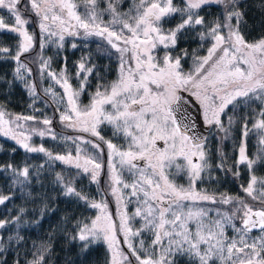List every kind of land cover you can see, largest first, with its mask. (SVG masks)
<instances>
[{"label":"snow or ice","instance_id":"snow-or-ice-1","mask_svg":"<svg viewBox=\"0 0 264 264\" xmlns=\"http://www.w3.org/2000/svg\"><path fill=\"white\" fill-rule=\"evenodd\" d=\"M122 2L105 0L107 7L100 9V0H79V3L76 0H27V3L24 0H0V10H6L14 21L9 27L0 18V31L12 32L19 37L14 54L13 49L8 47H0V53L15 62V79L23 82L34 99L39 96L36 83H29L32 69L21 59L35 47L34 34H30L26 27L30 20L25 16L33 14L39 18V29L41 34H47V41L58 36L62 42L66 34L77 36L80 35L77 29H83L85 37L99 36L119 53L118 79L107 86L98 85L89 104L85 106H80L78 100L85 89L88 75L94 70V66L86 67L88 58L82 57L77 65L76 77L84 78L80 81V87L73 89L66 67L57 74L49 70L50 58L38 57L41 77L46 75L64 90L63 96L59 97L51 87L44 89V92L50 93L58 105L65 103L64 97L67 98L65 110L60 112V121L69 128L89 133L99 141L78 137L84 144L103 152L102 142L108 150L109 184L116 198L119 223L113 220L105 201H93L91 207L98 209L99 214L90 224L77 222L78 232L72 239L84 242L85 249L89 244L103 240L110 251L109 264H177L176 258L185 256L193 264H216L217 261L219 264H264V177L255 175L256 165L264 163V38L254 43L245 41L240 31L243 13L236 7L237 0H181L179 6L174 0H139L134 5L135 15L129 14L132 9L129 13L118 11ZM81 5L84 8L83 15L78 11ZM211 5L223 7V22L217 17L209 26L199 11ZM104 13L112 17L107 24L102 20ZM175 15L180 16L181 22L165 30L163 21ZM234 19L235 24L232 23ZM51 26H55L57 31H52ZM116 26H119L118 30ZM196 26L206 29L199 36L202 41L211 40V46L207 49V55L194 58L193 71L185 74L181 57L174 58L169 51L157 61L153 51L158 46H163L165 50L174 48L178 35ZM44 46L42 42L41 49ZM59 46L63 47V44ZM72 47L75 48L76 44H72ZM184 55H187L186 51ZM131 61H134V67ZM150 85H154L156 90ZM179 88H190L193 95L197 96L204 106L205 122L225 133L221 140L227 139L230 131V127L225 128L220 118L229 105L235 106L241 99L261 101L251 129L248 127V118L244 119L241 126L243 139L233 165L237 169L233 172L234 177L240 176V165L246 166L249 171L247 186L240 187L251 203L243 197L226 194H221L217 200L215 195L197 190V181L212 166L205 147L206 138L189 135L190 125L181 126L173 115V103L180 99L176 94ZM108 107L111 111L107 110ZM6 116L10 118L5 119ZM20 121H37V118L22 115L11 117L0 105V132L11 135L26 152L44 153L49 162L74 164L77 169L89 173L93 182L99 183L103 164L98 162L96 156L88 155L79 144L75 157L71 153L54 155L42 145L32 146L29 143L30 135L24 131L17 132L12 127L15 125L16 129H22ZM37 122L48 126L37 133L39 136L43 137L47 133L52 139L57 138L50 127L51 119L44 118ZM105 122L112 126L114 136L126 138V148L105 140L99 130ZM228 123L229 126L234 123L232 117L228 118ZM252 130H256L260 136L261 147L255 158L248 156L245 143ZM31 131L37 130L33 128ZM157 141H163L165 147H158ZM218 151L221 162L216 167L231 171L226 167L227 157L222 150ZM177 157H183L185 161L184 165L175 164V167L178 171L187 172V187L175 183L166 172ZM141 161L145 162L144 166H141ZM2 167L11 170L12 184L18 186L21 192L29 187L33 176L38 177L43 169V165L34 168L27 163L21 167L13 164ZM124 169L132 176L131 183L122 179ZM56 182L63 186V195L88 201V197L73 186V181L62 174H56ZM122 189H128L129 195L136 198L138 206L131 217L124 210L126 205ZM27 195L31 196V192ZM11 199V195L0 194V205ZM204 201L233 207L223 212L216 209L218 218L212 219L209 216L212 210L197 206L198 202ZM19 211L23 212L24 209ZM135 217H140L143 224L134 230L131 221ZM236 220L241 222L242 227L236 226ZM13 222L19 225L20 217L0 219V229ZM226 226H231L237 235L228 237ZM257 228L259 235L251 236L252 230ZM145 231L152 235L151 245L145 247L141 239L137 247L134 238H139ZM118 232L123 235L128 252L119 246ZM8 239L12 240L13 237L9 236ZM15 239L22 241L24 238L17 233ZM149 248L152 250L149 251ZM50 249L51 244L43 242L28 264H45V254ZM15 264H19V261Z\"/></svg>","mask_w":264,"mask_h":264},{"label":"trees","instance_id":"trees-1","mask_svg":"<svg viewBox=\"0 0 264 264\" xmlns=\"http://www.w3.org/2000/svg\"><path fill=\"white\" fill-rule=\"evenodd\" d=\"M79 3V0H76ZM179 6L181 0H174ZM139 0H123L118 6V11L135 15L134 5L138 4ZM105 0H100L99 8H106ZM239 11L243 13V22L240 26V31L244 36L245 41L254 43L264 38V0H237ZM84 13L83 5L78 8ZM199 14L205 18L206 23L211 26V22L217 17L223 22V7L211 5L199 11ZM30 20L29 32L39 38L40 30L39 18L33 14L25 16ZM176 18V19H174ZM112 19L109 13L102 15V20L107 24ZM181 22L179 15L167 18L163 21L162 27L169 29ZM236 23L235 19L232 21ZM117 30L119 29L116 26ZM206 31L203 26L195 28H187L178 35L177 45L170 48L169 52L173 56L181 57V67L184 72H190L194 69V58L202 57L206 54L211 40H201L199 33ZM10 33L0 31V47L16 48V43L12 40ZM14 36V35H13ZM63 44V43H62ZM58 44L54 51V59L52 63L57 74L63 69L62 64L65 59V52L68 48L65 44L63 47ZM104 48H110L107 42L103 39ZM187 55H184V52ZM43 55L45 58H50L48 45L43 49H39V44L27 55L28 66L32 69V75L29 83H36V91L39 98L34 99L29 95L28 90L24 87L23 82L15 79L14 69L15 62L0 53V105H3L7 113L11 117L16 115L35 116L38 120H43L37 114L36 106L46 108L45 114H52L50 125L52 132L55 133L56 139H52L50 134L47 136H39L37 132H32L31 129L37 130V121H20L23 125L26 135H30L29 143L32 146H43L51 151L54 155H67L68 145L66 139V125L59 121L56 117L55 105L53 101L44 93L41 92L40 86L37 83L39 75L38 56ZM51 62V58H50ZM77 62V61H75ZM115 63L114 61H108ZM103 61V67L106 63ZM106 69V68H104ZM11 82V83H9ZM105 85V83H103ZM86 104H88L86 102ZM36 107V108H35ZM261 107V101H245L239 100L235 106L231 105L228 111H225V117L222 123L225 128L230 127L228 138L221 140L225 135L224 132L217 134L215 131L206 138L205 146L208 154L212 157V164H215L208 172L205 171L198 186L199 190L207 191L219 197L221 194H226L233 197H243L246 199V194L241 191L238 186L241 178L244 181L249 179V171L246 166L240 165V176L234 177L233 172L237 169L233 167L238 156V149L242 142V124L244 119L248 118V127L251 129L256 113ZM41 117L43 119H41ZM232 117L234 123L229 126L228 118ZM6 116L5 119H9ZM48 126L41 125L43 130ZM260 136L256 130L249 132L246 138L247 154L251 158H255L258 154ZM72 145V144H71ZM207 145L209 149H207ZM14 150V151H13ZM222 150L226 160V167L231 171H224L216 167L217 159L221 161L220 152ZM71 153L76 152L75 146H71ZM25 163L34 166L43 165V169L39 176H33L31 184L24 192H21L18 186L12 184L11 170H5L2 166L13 164L17 167L23 166ZM62 174L66 179L73 181V186L77 191L82 192L88 197L85 202L75 196L63 195V186L56 182V174ZM246 173V176H244ZM255 175L264 177V163H258L255 167ZM243 176V177H242ZM238 182V183H237ZM31 192V196L27 195ZM99 183L92 182L89 175L83 172L82 169H77L74 164H65L62 161L49 162L48 157L44 153H29L21 148L16 141L10 136L0 134V194L11 195L12 199L0 205V219L11 220L13 217L19 216L20 223L15 222L6 225L0 229V244L3 248L0 249V264H28L34 258V253L43 242H49L51 249L45 254V264H109L110 252L106 245L101 241H95L88 245L85 249L84 242L78 239H72L78 232L76 227L77 222L89 223L93 217V201L99 202L104 196L99 194ZM243 192V193H242ZM248 198V197H247ZM225 208L227 205H222ZM20 209H24L20 212ZM231 207L227 210H230ZM19 233L24 239L17 241L16 234ZM13 237L9 240L8 237ZM125 252L129 250L122 247ZM134 260V258H132ZM177 264H184L178 262ZM190 264V263H189Z\"/></svg>","mask_w":264,"mask_h":264},{"label":"rangeland","instance_id":"rangeland-1","mask_svg":"<svg viewBox=\"0 0 264 264\" xmlns=\"http://www.w3.org/2000/svg\"><path fill=\"white\" fill-rule=\"evenodd\" d=\"M24 2L25 3H27V0H24ZM79 11V10H78ZM82 15H83V13H82V11H79ZM0 18H2V19H4V21H5V23H7L8 25H9V27H11L12 25H13V23H14V21L9 17V14H8V12L6 11V10H0ZM174 19H176V18H174ZM104 21V20H103ZM73 23H75L74 21H73ZM180 23V22H179ZM177 25V24H176ZM175 25V26H176ZM174 26V27H175ZM27 30H28V32H29V27H30V25L28 24L27 26ZM174 27H172V28H174ZM118 28H119V26H118ZM39 29V28H38ZM51 29H52V31H57V29H55L54 27L52 28L51 27ZM169 29H171V28H169ZM40 30V29H39ZM165 30H167V29H165ZM77 31L81 34L82 32H83V29H77ZM7 33H10L11 35V37H12V40L17 44V42H18V40H19V37L15 34V33H12V32H8V31H6ZM30 34H33V33H31V32H29ZM127 34V33H126ZM14 35V36H13ZM46 35L47 34H41V31H40V35H39V38H38V40H37V43L39 44V49H41V47H40V44L42 43V42H44L45 43V46H46V44L48 45V42L49 41H47L46 40ZM58 36H54V37H52V38H54L55 40H56V38H57ZM36 38H37V35H36ZM106 41V40H105ZM107 42V41H106ZM35 44H36V40H35ZM44 46V47H45ZM211 46V43H210V45H209V47ZM208 47V48H209ZM207 48V49H208ZM170 49V48H169ZM169 49L168 50H165L164 49V47L163 46H158L157 47V49H155L154 51H153V55L154 56H156L157 57V61H160L162 58H163V56L165 55V52L166 51H169ZM172 49V48H171ZM13 54H14V52H13ZM26 54H28V53H26ZM24 55V56H22V60H24L26 63H27V55ZM205 55H207V50H206V54ZM204 55V56H205ZM40 56H42L44 59H47V58H45L42 54L41 55H39L38 57H40ZM173 56V55H172ZM174 58L175 57H177V56H173ZM127 58V57H126ZM39 61V60H38ZM117 62L118 63H120V58H119V53H118V55H117ZM131 63H132V66H134V61H131ZM181 64H182V62H181ZM51 68H53L52 66H50V71H53ZM55 71V70H54ZM193 71V70H192ZM184 72V71H183ZM191 72V71H190ZM185 74H187V73H189V72H184ZM119 74H120V71H119ZM37 83L39 84V86H40V90H41V92L42 93H44V94H46L45 92H44V89H46V88H49V87H51V89H52V91L53 92H55L56 94H57V96L59 97V96H63V94H64V90H63V88H62V86L60 85V84H57V83H55V81H53V80H51L49 77H47L46 75L45 76H43V77H41V75H40V73H39V75H38V79H37ZM150 87H152L153 88V90L155 91L156 90V88H155V86L154 85H150ZM183 89H186V88H183ZM52 101H53V103H54V105H55V112H56V117H57V119L60 121V112H63L64 110H65V104H66V97H64V101H65V103H62V104H57V103H55L54 102V98H53V96L49 93V94H46ZM90 102V101H89ZM89 102H87L88 104H89ZM78 103H79V105L80 106H85V105H87L86 103H80V101L78 100ZM217 103H218V101H217ZM230 106L231 105H229L228 106V108H230ZM36 107H38L37 108V114L38 115H40V116H44V117H46V118H49V119H51V117H52V114H45V112H46V108H44V107H41V106H36ZM35 107V108H36ZM57 108H59V111H57ZM228 108H226L225 109V111L227 110L228 111ZM107 110L108 111H111V108L110 107H108L107 108ZM221 116H222V118H221V121H222V119L225 117V112L224 113H222L221 114ZM41 117V119H43ZM38 121H43V120H38ZM42 125V123H38L37 122V133L40 131V130H42L41 128H40V126ZM213 126V125H212ZM13 127V129L15 130V131H17V132H19V131H24V129H26V128H22V129H16L15 128V125H13L12 126ZM99 130H100V132H101V135L102 136H104V138H105V140H111L112 141V143H114V144H116L118 147H121V148H126L127 147V140H126V138H124L122 135H119V136H114L113 135V128H112V126L110 125V124H108L107 122H105V123H103V124H101L100 125V128H99ZM214 131V130H213ZM221 133H222V131H221ZM0 134H2V135H4L3 134V132H0ZM217 134H220V133H217ZM8 136H10L11 137V135H8ZM45 136H47V135H45ZM84 140V139H83ZM83 140H78L77 139V141H76V143L77 144H79V146L81 147V148H83V149H86V151H87V154L88 155H93V156H96L97 157V160H98V162H101L102 161V158H101V152L98 150V152L99 153H97V152H95L94 153V151H93V148L91 147V145H89V144H84L83 143ZM15 141V140H14ZM162 142V145L160 146V148H164L165 147V144H164V142L163 141H161ZM77 146V145H76ZM76 146H75V149H76ZM105 152H106V154H107V152H108V150H107V145L105 144ZM207 151V154H208V150H206ZM208 156H209V163H210V165L212 166L211 168H213L214 167V165L215 164H212V157H210V155L208 154ZM238 157V156H237ZM107 160H108V155H107ZM221 161L219 160V159H217V164H219ZM175 164H180V165H184L185 164V161H184V159H183V157H177L176 158V160H175V162H174V164H173V166H171V167H169L167 170H166V172H167V174L169 175V178L171 179V180H173L174 178H181V180H182V182H184L185 184H184V186L185 187H187L188 186V183H189V179H188V174H187V172L186 171H183V170H181V171H178L177 170V168L175 167ZM216 164V165H217ZM118 166V165H117ZM109 168H107V170H108ZM210 170V169H209ZM209 170H206L207 172L209 171ZM243 174H245L244 176H246V173H243ZM204 175L205 174H202V177H204ZM243 177V176H242ZM122 179L125 181V182H128V183H131V180H132V176L128 173V171L126 170V169H124V170H122ZM242 179L243 178H241V180H240V183H238V186L237 187H239L240 189H241V185H245V187L247 186V183H248V178L245 180V177H244V181H242ZM199 184H200V181H197V183H196V188H197V190H199V188H198V186H199ZM242 191V190H241ZM122 192L124 193L123 195L127 198V202H126V207L124 208V210L125 211H127V213H128V215L131 217L132 216V214L135 212V210H136V208H137V202H136V198H134V197H131L130 195H129V190L128 189H122ZM243 193V192H242ZM103 196V195H102ZM220 197V196H219ZM219 197H217V200H219ZM103 201H105L106 203H107V205H108V211L111 213V210H112V213H113V215H114V218H116L117 219V224L119 223V216H118V214H117V203H116V198H115V196H113L112 194H109V202L106 200V197L104 196L103 197V199H102ZM246 200H248L250 203H251V200L249 199V198H247L246 197ZM100 202V201H99ZM198 207H202V208H205V209H210V210H212V211H210L209 212V216L212 218V219H216V218H218L217 216H216V212H215V210L216 209H219L221 212H223V211H225V210H227V209H229L230 207L232 208L233 206H229V205H227L225 208H223V206H222V204H220V203H212L211 201H204V202H198V205H197ZM258 206V205H257ZM93 211H94V213H93V217H92V219H94L98 214H99V210L98 209H96V208H93ZM113 218V217H112ZM91 219V220H92ZM91 220H90V222H91ZM90 222H89V224H90ZM234 223L236 224V226L237 227H242V224H241V222L239 221V220H236V221H234ZM142 224H143V221H142V219L140 218V217H135L134 219H132V221H131V226L133 227V229L135 230V229H139V228H141V226H142ZM193 227H194V225H193ZM225 233H226V235L228 236V237H232V236H235V235H237L236 233H235V231L232 229V227L231 226H226V228H225ZM250 235L251 236H256V235H259V230H255V231H252L251 233H250ZM117 237H118V240L120 241V247L122 248V247H124V248H127V245L124 243V239H123V235L121 234V233H117ZM143 240L144 241V243H145V247H149L150 245H151V240H152V235H151V233L150 232H147V231H145L144 233H142V235L139 237V238H134V243L137 245V247L139 246V240ZM105 245H106V247H107V244L103 241V240H101ZM108 248V247H107ZM123 249V248H122ZM128 249V248H127ZM109 250V249H108ZM129 250V249H128ZM152 249L151 248H149V251H151ZM157 251H158V249H157ZM110 252V251H109ZM141 255L143 256L144 255V253H143V251H141ZM177 259V263L178 262H183L184 264H193V261H191L188 257H177L176 258ZM216 264H219V261H217L216 262Z\"/></svg>","mask_w":264,"mask_h":264},{"label":"flooded vegetation","instance_id":"flooded-vegetation-1","mask_svg":"<svg viewBox=\"0 0 264 264\" xmlns=\"http://www.w3.org/2000/svg\"><path fill=\"white\" fill-rule=\"evenodd\" d=\"M51 27L52 28L54 27L55 29H57L55 26H51ZM37 40L38 38H36V43H37ZM61 43L70 47L65 52V59L63 61L62 67L63 69L66 67L67 75L69 76V82L72 84L73 89H78L80 87V81L83 80L84 78L83 76H81L80 78H77L75 75L77 72V65L81 61V58L82 57L88 58L86 67L94 66L93 72L87 77V83H86L85 89L79 97L80 103L84 104L86 102H89L91 100L92 94L95 93L98 85L105 83V86H107L111 82L118 79L119 71H120V63L117 62L118 53L116 52L115 49L104 48L102 46L103 38L99 36L85 37L83 35V32L77 36H71V35L66 34L65 39L62 42L58 40V37L56 38V40L54 38H51V40L48 42V48L50 51V58H51L50 66L52 67L55 66L52 63V60L54 59L55 48L58 44H61ZM72 44H76V47L73 48ZM109 60L114 61L115 63L108 62ZM103 61L108 62L105 64L104 67H103ZM51 69L54 71V67ZM179 89H183V88H179ZM184 90L190 93L192 97L196 100V102H198L203 123L209 127L208 135H210L214 131L215 133H221V131L215 125L212 126L205 122L204 106L201 103V101L197 98V96L193 95L191 89L186 88ZM220 118H222V116ZM66 137L72 138L71 140L66 139L67 145H68V153H71L70 149L72 145L73 146L77 145L76 141L78 137H81L84 140H92L93 142H99L98 138L92 137L89 133H84V132L79 131L78 129L69 128V127H67V130H66ZM100 143H101V148L103 149V152H101V158H102L101 163L103 164V169L100 172V175L98 177L99 191H100L99 194L105 196L106 200L109 202L110 201L109 194H112V193H111V187L109 184V169L107 170L108 160H107V154L105 152V147H104L105 144L102 142ZM207 149H209L208 145H207ZM93 151L94 153L95 152L99 153L97 149H93ZM71 154L73 157H75L76 152L71 153ZM141 166H144V164ZM87 174L89 175V178L92 181L90 174L89 173ZM173 181L179 185L185 184L184 182H182L181 178L180 179L174 178ZM126 202H127V198L124 196V204H126ZM111 214H112L113 220L116 221L117 223V219L114 218L112 210H111Z\"/></svg>","mask_w":264,"mask_h":264},{"label":"water","instance_id":"water-1","mask_svg":"<svg viewBox=\"0 0 264 264\" xmlns=\"http://www.w3.org/2000/svg\"><path fill=\"white\" fill-rule=\"evenodd\" d=\"M176 94L180 97V99L173 103V115L177 117V120L181 126L184 124L190 125L188 132L189 135L206 138L209 128L203 123L198 103L190 93L183 89L177 90ZM161 145L162 142L157 141V146L160 147ZM140 164L142 165L143 162L141 161ZM255 230L259 229H253L252 231Z\"/></svg>","mask_w":264,"mask_h":264}]
</instances>
